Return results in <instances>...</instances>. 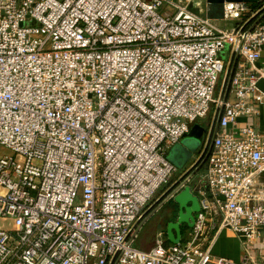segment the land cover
I'll use <instances>...</instances> for the list:
<instances>
[{"label": "built area", "instance_id": "2783aa9c", "mask_svg": "<svg viewBox=\"0 0 264 264\" xmlns=\"http://www.w3.org/2000/svg\"><path fill=\"white\" fill-rule=\"evenodd\" d=\"M262 10L225 3V30L200 0H0V264H264ZM218 109L204 168L169 192L205 141L181 174L167 153ZM187 186L186 237L136 248ZM224 234L239 261L214 254Z\"/></svg>", "mask_w": 264, "mask_h": 264}, {"label": "water", "instance_id": "95a60500", "mask_svg": "<svg viewBox=\"0 0 264 264\" xmlns=\"http://www.w3.org/2000/svg\"><path fill=\"white\" fill-rule=\"evenodd\" d=\"M261 0H205V16L208 20L211 21H222L224 19V5L225 3H243L245 5H258ZM264 20V10L260 11L254 18L253 23L250 28L252 30L256 25L261 23ZM238 57H234V61L231 60L229 66L226 70L223 82V97L222 100L225 101L229 92L231 78L234 73L235 64ZM257 88L264 93V81H259L257 83ZM222 110H217L215 112L212 127L209 133L207 134L206 128H204L199 123H196L192 126L189 133L184 135L182 138L178 140V142L173 145V147L167 153L166 159L175 166V159L180 160L182 156L179 155V149L182 151V147H184L185 142L193 141L197 144V146L202 147L204 141V149L199 158V160L184 173V175L176 181L173 186L170 188L169 192L174 189L180 182H185L186 178L190 176H194L199 173L205 163L207 158L211 152L213 140L216 136V133L219 129V121L221 118ZM191 155V154H190ZM189 155V157H190ZM176 167V166H175ZM173 203L178 207V213L175 217V220L167 223L165 228V234L168 243L170 244H178L181 242L182 238V228L187 227L188 229H192L195 222V215L200 211V204L198 198L193 195L190 191V188L187 186L173 198ZM160 207V206H159ZM156 209H154L149 215H147L146 220L150 219L155 213Z\"/></svg>", "mask_w": 264, "mask_h": 264}, {"label": "rangeland", "instance_id": "374dc122", "mask_svg": "<svg viewBox=\"0 0 264 264\" xmlns=\"http://www.w3.org/2000/svg\"><path fill=\"white\" fill-rule=\"evenodd\" d=\"M202 8H205V0H202ZM215 25L221 29L230 30L235 25V22H225V21H214ZM264 23V21H263ZM199 124H202L205 126V121L201 120L199 121ZM185 146L182 147V151L177 149L179 151V155L182 156L180 160L174 161V164L178 170V174H181L186 168H188L192 161L196 158V156L199 153L200 146H197V144L193 141H187L184 144ZM191 154V155H190ZM190 155V157H189ZM173 204L169 202L165 205L163 210L159 211L158 214L150 218L145 225L141 228L138 237L135 241L134 246L136 248H141V245L144 247L152 246L155 242V235L161 231L164 230V219L169 218L172 214ZM175 217V216H174ZM163 222V224H162ZM150 248V247H149Z\"/></svg>", "mask_w": 264, "mask_h": 264}, {"label": "crops", "instance_id": "0c3cea01", "mask_svg": "<svg viewBox=\"0 0 264 264\" xmlns=\"http://www.w3.org/2000/svg\"><path fill=\"white\" fill-rule=\"evenodd\" d=\"M201 1L202 0H200V2ZM253 122H255L254 119L241 118V119H239L236 128L237 129L242 128L246 125L252 124ZM231 131H233L232 128H230L228 130V132H231ZM262 182L264 183V175L262 177ZM162 224H163V222H162ZM163 225H164V230L159 231L155 235V242H156L157 236L159 234H165V228H166L167 223H164ZM189 230L190 229H188L187 227L182 228V239H184L186 237ZM163 241L165 244H170V243H168V241L166 239H163ZM155 242L152 246H149V247L152 248L155 245ZM149 247H144L143 245H141L140 249L141 250H149L150 249ZM214 254L216 256L226 257V258L232 259V260L237 262L240 260V258L242 256V251H241V246L235 237H233L229 234H224V235H222V237L218 240L217 244L215 245Z\"/></svg>", "mask_w": 264, "mask_h": 264}, {"label": "flooded vegetation", "instance_id": "af4514ba", "mask_svg": "<svg viewBox=\"0 0 264 264\" xmlns=\"http://www.w3.org/2000/svg\"><path fill=\"white\" fill-rule=\"evenodd\" d=\"M209 133V131H207V134ZM204 168V167H203ZM172 204H173V207H172V210H171V213L170 214H172L169 218H167V219H164L163 220V222L164 223H168V222H170V221H173V220H175V217H176V215H177V213H178V207L173 203V201H170ZM169 203V202H168ZM168 203H166V204H168ZM166 204H162V201H160V202H158L156 205H155V207L152 209V210H154V209H156V208H159L158 210H157V212L153 215V216H155L156 214H158V212L159 211H161V210H163V208L165 207V205ZM160 206V207H159ZM152 216V217H153ZM175 216V217H174ZM151 217V218H152ZM164 239H166L167 240V238H166V234H164Z\"/></svg>", "mask_w": 264, "mask_h": 264}, {"label": "trees", "instance_id": "16d2710c", "mask_svg": "<svg viewBox=\"0 0 264 264\" xmlns=\"http://www.w3.org/2000/svg\"><path fill=\"white\" fill-rule=\"evenodd\" d=\"M255 6V5H254Z\"/></svg>", "mask_w": 264, "mask_h": 264}]
</instances>
